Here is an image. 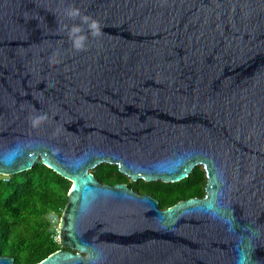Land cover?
Wrapping results in <instances>:
<instances>
[{"label":"water","instance_id":"95a60500","mask_svg":"<svg viewBox=\"0 0 264 264\" xmlns=\"http://www.w3.org/2000/svg\"><path fill=\"white\" fill-rule=\"evenodd\" d=\"M71 7L102 26L86 51ZM38 159L72 185L64 248L35 264H264V0H0V175ZM102 163L146 182L201 165L205 194L161 208Z\"/></svg>","mask_w":264,"mask_h":264},{"label":"trees","instance_id":"16d2710c","mask_svg":"<svg viewBox=\"0 0 264 264\" xmlns=\"http://www.w3.org/2000/svg\"><path fill=\"white\" fill-rule=\"evenodd\" d=\"M92 173L103 183H126L159 200L161 208L190 197H203L206 175L201 165L176 182L131 181L115 164L102 163ZM72 182L38 159L29 170L0 175V253L14 264H35L64 248L57 239V224L68 200Z\"/></svg>","mask_w":264,"mask_h":264},{"label":"clouds","instance_id":"9594fccd","mask_svg":"<svg viewBox=\"0 0 264 264\" xmlns=\"http://www.w3.org/2000/svg\"><path fill=\"white\" fill-rule=\"evenodd\" d=\"M65 18L68 20H79V23H73L71 26L65 25L66 34L71 42L74 51H86L89 36L98 38L103 35L102 26L95 18L84 14L79 8L71 7L65 11ZM85 26L86 29L85 30ZM50 62L55 63L53 59ZM48 117L46 115H38L30 118L32 127H39L42 123L46 122Z\"/></svg>","mask_w":264,"mask_h":264},{"label":"built area","instance_id":"2783aa9c","mask_svg":"<svg viewBox=\"0 0 264 264\" xmlns=\"http://www.w3.org/2000/svg\"><path fill=\"white\" fill-rule=\"evenodd\" d=\"M53 221L57 224V222H59V219L54 218ZM56 227H57V226H56ZM57 239H58V227H57Z\"/></svg>","mask_w":264,"mask_h":264},{"label":"rangeland","instance_id":"374dc122","mask_svg":"<svg viewBox=\"0 0 264 264\" xmlns=\"http://www.w3.org/2000/svg\"><path fill=\"white\" fill-rule=\"evenodd\" d=\"M91 172H92V169H91ZM3 176V175H2ZM59 221H60V219H59ZM57 227H59V222H57Z\"/></svg>","mask_w":264,"mask_h":264}]
</instances>
